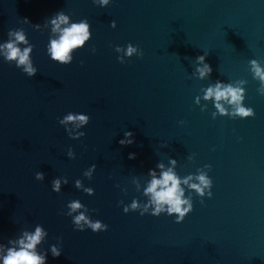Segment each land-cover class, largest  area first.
Here are the masks:
<instances>
[{"label": "water", "instance_id": "obj_1", "mask_svg": "<svg viewBox=\"0 0 264 264\" xmlns=\"http://www.w3.org/2000/svg\"><path fill=\"white\" fill-rule=\"evenodd\" d=\"M60 11L72 22L86 19L92 33L67 65L47 52L50 21ZM12 30H23L34 45L38 73L29 77L0 54L5 254L10 240L39 225L47 235L37 251L47 264H264V95L250 66L258 60L264 67V0H110L107 7L94 0H0V44ZM129 43L143 57L121 63L115 49ZM205 53L213 71L201 79L197 57ZM239 80L247 81L243 103L254 116L219 115L203 99V89ZM68 113L90 116L81 128L67 125L84 137L72 139L59 123ZM126 131L134 133L131 145L119 143ZM160 164L181 181L192 176L190 183H199L203 173L213 182L203 197L181 184L193 204L182 222L167 213L124 212L134 199L147 203L144 188L150 171L159 178ZM73 200L108 230H78L67 215ZM54 244L61 246L58 258Z\"/></svg>", "mask_w": 264, "mask_h": 264}, {"label": "clouds", "instance_id": "obj_2", "mask_svg": "<svg viewBox=\"0 0 264 264\" xmlns=\"http://www.w3.org/2000/svg\"><path fill=\"white\" fill-rule=\"evenodd\" d=\"M100 6L107 7L110 4V0H94ZM51 31L54 34V38H50V42L47 46L48 55L53 61L59 62L60 64H71L73 61V53L75 50L81 49L86 45L92 36L90 31V24L85 19L81 22H72L71 17L60 11L54 15L50 21ZM111 26L116 27V22L112 21ZM8 41L0 44V54L3 55L4 59L8 63L15 62L18 68H21L24 73L29 77H34L38 73V69L33 66L31 58L34 45L30 44L23 30H12L8 33ZM14 37V38H13ZM24 44L26 47L21 48L19 45ZM118 53H122L118 57L121 63H125V56L132 57L134 54L143 57V52L137 47L129 43L125 48L117 46L115 49ZM139 50V51H138ZM95 49H93V52ZM209 53L197 57V68L196 72L199 73V78L203 79L209 76L213 69L210 64L206 62V57ZM202 65V66H201ZM251 71L254 74V78L260 82V88L258 89L261 95H264V67H261V63L258 60L250 61ZM247 81L239 80L227 85L217 83L214 86H209L203 89V99L206 101L214 102L215 109L218 110L219 115H229L232 118H248L254 116V110L244 106L245 99V85ZM200 97L196 98V103H199ZM225 104L231 106V113L229 114ZM213 117L217 116V112L212 113ZM90 122V116L85 114H74L68 113L59 121L60 124L64 125L69 136L72 139H78L84 137L86 133L79 132L76 136L72 135L71 129L67 127L68 124H73L77 128H81L88 125ZM183 123V122H181ZM125 139L119 141L121 145H131L135 141L132 139L134 133L126 131L124 133ZM68 156L75 159L73 151L68 150ZM136 154L131 153L129 159H135ZM174 164L175 161H172ZM93 169L96 168L94 164ZM159 167L162 171L157 177L155 171H150L151 180L144 188V195L148 197L146 204L141 205L139 201L134 199L130 205L124 206V212L139 211L141 215L151 213L153 216H160L162 213L168 215H175L177 217V223L182 222L185 217L193 211V204L189 199L184 198V189L181 184L188 185L190 189L194 190L200 197L205 195V189H211L212 180L207 175L201 173L195 177L199 183H190L193 179L192 176L185 178L183 181L175 174V172L169 168L163 170L164 165L160 164ZM205 167L210 168V165ZM84 175L90 176V172H85ZM36 179L43 181L45 179L44 172H37ZM64 183L67 184V178L64 179ZM53 190L57 193L61 192V181L60 179H54L52 181ZM77 188H81V182L77 180L75 182ZM85 193L91 194L93 189H83ZM208 197L212 196V192L207 193ZM123 204V201L120 202ZM203 203V199H201ZM69 211L68 216L73 218V223L76 228L80 231L85 230V226L90 228L94 232L107 231L108 225L103 222L96 220L93 221L86 212L88 208L79 200H73L67 205ZM84 211H80V209ZM151 209V211H150ZM75 213V215H73ZM47 232L39 225L36 226L34 232L25 231L19 239L10 240L9 244L11 247H7L6 254L3 245H0V260L3 264H47V254H40L37 251V246L41 244ZM61 245H62V238ZM51 253L54 258H58L61 254V246H51Z\"/></svg>", "mask_w": 264, "mask_h": 264}]
</instances>
